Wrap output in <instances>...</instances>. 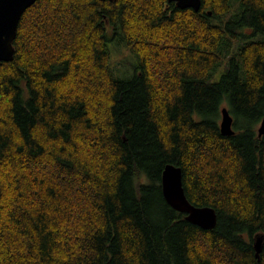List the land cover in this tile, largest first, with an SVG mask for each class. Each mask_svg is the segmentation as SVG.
I'll return each mask as SVG.
<instances>
[{"label":"trees","instance_id":"trees-1","mask_svg":"<svg viewBox=\"0 0 264 264\" xmlns=\"http://www.w3.org/2000/svg\"><path fill=\"white\" fill-rule=\"evenodd\" d=\"M14 46L0 63V264H264V0H37ZM169 163L216 209L213 229L167 202Z\"/></svg>","mask_w":264,"mask_h":264},{"label":"water","instance_id":"water-1","mask_svg":"<svg viewBox=\"0 0 264 264\" xmlns=\"http://www.w3.org/2000/svg\"><path fill=\"white\" fill-rule=\"evenodd\" d=\"M37 0H0V63L10 61L15 55L14 41L17 37L18 27L24 12ZM116 1V0H110ZM175 1L178 7L185 9L192 7L199 10L202 0H169ZM234 117L227 106L221 108L220 130L225 135H233ZM258 135L264 134V116L257 128ZM162 192L167 202L176 210L184 212L186 218L204 228L213 229L218 221L216 209L212 206L194 205L187 197L183 182V171L180 166L172 163L164 167L162 173ZM254 246L257 255L264 247V233L254 237Z\"/></svg>","mask_w":264,"mask_h":264},{"label":"rangeland","instance_id":"rangeland-1","mask_svg":"<svg viewBox=\"0 0 264 264\" xmlns=\"http://www.w3.org/2000/svg\"><path fill=\"white\" fill-rule=\"evenodd\" d=\"M250 33V30H247L248 34ZM110 48H112V62L114 69L118 74H120L122 77H129L132 76L135 73L134 68L132 67L131 64L127 61L129 58L130 61L133 60L132 53L130 50H128L124 45L121 43L117 42L116 40H113L111 42ZM223 67H220V70H224ZM221 75V72L217 74V78ZM221 121V116L219 118V123ZM259 126V123L257 127Z\"/></svg>","mask_w":264,"mask_h":264}]
</instances>
